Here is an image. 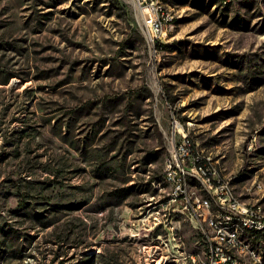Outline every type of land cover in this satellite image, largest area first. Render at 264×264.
<instances>
[{
    "label": "rangeland",
    "instance_id": "obj_1",
    "mask_svg": "<svg viewBox=\"0 0 264 264\" xmlns=\"http://www.w3.org/2000/svg\"><path fill=\"white\" fill-rule=\"evenodd\" d=\"M164 2L155 52L138 0H0V264H207L174 119L264 206V0Z\"/></svg>",
    "mask_w": 264,
    "mask_h": 264
},
{
    "label": "built area",
    "instance_id": "obj_2",
    "mask_svg": "<svg viewBox=\"0 0 264 264\" xmlns=\"http://www.w3.org/2000/svg\"><path fill=\"white\" fill-rule=\"evenodd\" d=\"M144 30L151 47L162 43L169 31V20L174 14L164 0H138ZM173 134L170 137V154L165 165L164 177L174 182V191L170 202L175 209L186 211L200 230V223L208 224V231H201L207 247V264H247L248 255H252L242 242L236 240L232 226L220 227L209 220L208 205L197 195L194 187L185 190L187 175H200L205 178L211 191H215L217 203L224 205V217L236 214L246 218V226L252 227L256 238L262 240L264 220L258 215V205H244L241 194H233L229 178L222 175L217 162L208 155L200 153L184 127L173 120ZM261 260L255 257V264Z\"/></svg>",
    "mask_w": 264,
    "mask_h": 264
},
{
    "label": "bare ground",
    "instance_id": "obj_3",
    "mask_svg": "<svg viewBox=\"0 0 264 264\" xmlns=\"http://www.w3.org/2000/svg\"><path fill=\"white\" fill-rule=\"evenodd\" d=\"M174 20L175 19L169 20V29ZM167 164L168 158L166 161V165ZM163 179L165 184L169 186L171 195L174 191V182L167 181L164 175ZM234 185L232 183V179L229 178V186L231 192H233V194H238L235 190ZM193 187L196 190L197 195H199L203 202L208 205L209 220L215 221L216 225L220 227L232 226L233 231L236 232V240L242 242L243 245L247 247V250L252 253V255H248V261L255 262V257L258 260H262V251L258 243L260 239L255 237L254 232H252L251 226H246V218H240V216H237L236 214H228V217H224L223 203H217L215 191H211L206 179L201 177L200 175H187L185 181V190H192ZM258 188L261 187L258 186ZM242 203H244V205H258V203H254L251 200L244 199L243 197ZM258 215L260 217V220H264V206L262 204L258 205ZM200 230L208 231V224L200 223Z\"/></svg>",
    "mask_w": 264,
    "mask_h": 264
},
{
    "label": "trees",
    "instance_id": "obj_4",
    "mask_svg": "<svg viewBox=\"0 0 264 264\" xmlns=\"http://www.w3.org/2000/svg\"><path fill=\"white\" fill-rule=\"evenodd\" d=\"M156 47H162V45H161L160 43L157 42V43H156ZM263 236H264V235H263ZM260 241H261V240H259L258 243H260Z\"/></svg>",
    "mask_w": 264,
    "mask_h": 264
}]
</instances>
